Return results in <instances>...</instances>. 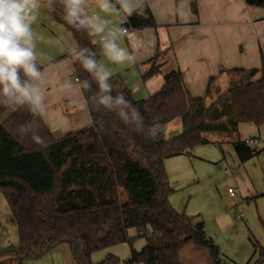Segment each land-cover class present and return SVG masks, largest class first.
<instances>
[{"label": "trees", "instance_id": "obj_1", "mask_svg": "<svg viewBox=\"0 0 264 264\" xmlns=\"http://www.w3.org/2000/svg\"><path fill=\"white\" fill-rule=\"evenodd\" d=\"M245 2L264 8V0ZM58 5L59 0H52L49 6L59 16ZM129 20L135 28L156 26L147 5ZM66 24L85 48L94 51L88 31ZM74 68L92 118L90 126L55 139L27 105L15 109L0 105V193L11 208L19 236L18 247L0 255L12 253L23 264L67 243L78 264H184L181 253L193 243L209 250L213 264H221L220 248L206 235L203 224L171 205L173 190L165 161L208 144L203 132L235 131L242 123L264 125V64L258 80L231 86L208 107L203 98L189 95L179 70L166 74L161 90L141 101L132 97L120 76H112L111 95L123 93L139 110L143 117L139 130L134 122L124 123L115 110L102 106L97 110L92 96L98 85L77 59ZM157 72L153 67L144 78ZM177 118L182 120V132L165 137L160 129ZM33 135L41 136L44 144L35 143ZM233 146L241 162L256 152L245 141ZM130 229L145 240L140 250L132 248L126 260L107 255L93 262L96 252L123 243L132 246L135 238L129 236ZM263 262L260 248V259L253 264Z\"/></svg>", "mask_w": 264, "mask_h": 264}, {"label": "crops", "instance_id": "obj_2", "mask_svg": "<svg viewBox=\"0 0 264 264\" xmlns=\"http://www.w3.org/2000/svg\"><path fill=\"white\" fill-rule=\"evenodd\" d=\"M40 3L66 28L67 40L60 42L46 26L33 25L37 36V62L42 66L46 87L48 123H44L53 137L60 139L92 124L74 68L76 59L73 50L78 52L85 47L63 19L61 4L58 8L62 15L58 16L46 1L40 0ZM137 3L131 15L147 5L156 26L135 28L129 24L124 27L122 19L131 15L122 9L117 13H103L94 0H89L87 8L89 14H99L108 21L106 31L127 28L128 35L121 37L118 43L135 56L132 62L112 64L107 61L102 54L99 35L91 34L89 45L93 47L97 60L105 63L112 76L123 79L136 101L146 100L159 92L165 83V75L176 70L182 73L189 95L203 98L207 107L215 102V98H209L212 85L215 84L214 93L218 99L231 86L261 77L264 64V8L248 6L245 0H137ZM139 13L147 18L142 11ZM153 67L158 68V72L144 78ZM253 69L257 70L254 75L250 73ZM165 128L168 138L180 134L183 129L181 118L171 121ZM129 236L135 238L132 246L123 243L96 252L92 255L93 262L98 263L107 255L126 260L132 248L140 250L145 245L143 238H137L135 229L129 230ZM0 264L19 262L16 255L5 253L0 255ZM23 264L78 262L72 247L64 243L43 258Z\"/></svg>", "mask_w": 264, "mask_h": 264}, {"label": "rangeland", "instance_id": "obj_3", "mask_svg": "<svg viewBox=\"0 0 264 264\" xmlns=\"http://www.w3.org/2000/svg\"><path fill=\"white\" fill-rule=\"evenodd\" d=\"M37 15V24L46 26L60 42L67 40L66 28L44 6ZM214 89L215 84L209 98L216 101ZM165 127L160 129L164 135ZM202 135L208 144L197 145L190 154L165 161L173 190L170 203L178 213L203 224L206 235L220 248L221 264H253L260 259V248L264 249V125L242 123L235 131ZM250 139L256 142L251 146L256 152L241 162L233 144ZM229 187L236 189L235 198L228 194ZM18 245V224L5 195L0 193V250ZM181 255L184 264H213L209 250L193 243Z\"/></svg>", "mask_w": 264, "mask_h": 264}, {"label": "clouds", "instance_id": "obj_4", "mask_svg": "<svg viewBox=\"0 0 264 264\" xmlns=\"http://www.w3.org/2000/svg\"><path fill=\"white\" fill-rule=\"evenodd\" d=\"M94 2L101 12L106 14L117 13L122 9L124 13L131 15L138 6L137 0ZM51 3L52 0H48V4ZM59 3L63 8V19L69 25L101 37L102 54L107 61L112 64H123L135 60V56L118 43L121 37L128 35L127 29L116 28L106 31L108 21L99 14L88 13L89 0H59ZM40 7V0H0V105L12 109L27 105L33 115L48 123L46 87L43 71L37 62L35 52L37 36L33 29L38 20ZM73 52L81 67L98 85L99 91L92 96L97 110L100 106L109 111L115 110L124 123L134 122L139 130L143 117L123 93L111 95L113 89L110 80L113 74L105 63L95 59L96 53L90 49L82 48L78 52L75 50ZM84 83L91 90V84L88 81ZM126 109H130V112H126ZM151 134L155 135V129L151 130ZM32 140L37 144H44L41 136L33 135Z\"/></svg>", "mask_w": 264, "mask_h": 264}, {"label": "built area", "instance_id": "obj_5", "mask_svg": "<svg viewBox=\"0 0 264 264\" xmlns=\"http://www.w3.org/2000/svg\"><path fill=\"white\" fill-rule=\"evenodd\" d=\"M122 24L124 25V27H126L127 25L130 24L129 18H128L127 16H125V17L122 19ZM125 29H127V28H125ZM127 32H128V30H127ZM245 142H246L247 144H249L250 146L256 144V142H255L253 139L245 140ZM227 191H228V194L230 195V197L235 198V197L237 196V191H236V189H234V188H232V187H229V188H227Z\"/></svg>", "mask_w": 264, "mask_h": 264}, {"label": "water", "instance_id": "obj_6", "mask_svg": "<svg viewBox=\"0 0 264 264\" xmlns=\"http://www.w3.org/2000/svg\"><path fill=\"white\" fill-rule=\"evenodd\" d=\"M186 154H190V151H188Z\"/></svg>", "mask_w": 264, "mask_h": 264}]
</instances>
